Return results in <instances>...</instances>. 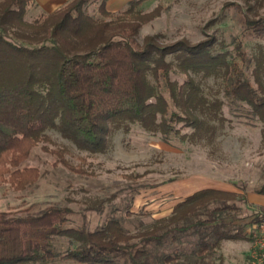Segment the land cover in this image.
Instances as JSON below:
<instances>
[{
    "label": "trees",
    "instance_id": "obj_1",
    "mask_svg": "<svg viewBox=\"0 0 264 264\" xmlns=\"http://www.w3.org/2000/svg\"><path fill=\"white\" fill-rule=\"evenodd\" d=\"M143 1L131 0L114 13L106 0H69L29 22L33 0H0V172H9L15 188L37 180L38 169L21 163L49 140L48 128L95 152L121 124L137 123L165 141L213 134L215 126L200 115L217 119L226 103L231 114L256 118L264 130L262 57H249L237 39L230 54L212 50V40L162 44L148 35L135 45L141 26L160 13V7L139 11ZM94 2L101 17L87 11ZM243 30L264 38V19L245 15ZM173 72L183 81L172 80ZM199 73L221 79L224 103L206 99L192 76ZM185 127L194 130L181 133ZM56 153L67 168L83 172ZM251 192L264 195V183ZM245 200L234 190L201 188L134 233L118 207L93 229L73 226L71 209L61 205L38 214L0 211V264H222L212 259L222 240L253 241L235 223L238 202ZM132 201L133 195L127 217ZM261 222L264 209L248 224Z\"/></svg>",
    "mask_w": 264,
    "mask_h": 264
},
{
    "label": "rangeland",
    "instance_id": "obj_2",
    "mask_svg": "<svg viewBox=\"0 0 264 264\" xmlns=\"http://www.w3.org/2000/svg\"><path fill=\"white\" fill-rule=\"evenodd\" d=\"M97 4L87 5V11L101 17ZM155 7H160V13L141 26L135 45L148 35H157L162 44L212 40V50L230 54L235 40H241L249 57H262L260 76L264 86V38L243 30L245 15L264 19V0H145L137 9L148 12ZM42 14L30 6L25 19L30 22ZM166 59L173 60L170 55ZM170 76L179 83L184 79L175 72ZM192 76L209 102L224 103L221 79L203 78L201 73ZM149 80L153 83L152 78ZM218 116L212 119L200 115L215 126L213 134L177 136L168 141L137 123L121 124L110 128L104 147L95 152L77 147L57 129L48 128L45 133L49 140L38 142L21 163L38 169L34 183L17 189L9 172H0V211L38 214L47 206L61 205L71 209L68 216L73 226L93 229L118 207L116 214L126 217L125 226L134 233L153 219L169 215L175 203L195 190L212 187L244 195L246 200L238 202L235 223L252 235L248 221L253 213L264 209L263 204L249 200L251 190L264 183L263 124L256 118L231 114L226 103ZM193 130L185 127L181 133L190 135ZM57 151L83 172L67 168L59 161ZM152 184L156 186H144ZM132 195L129 210L133 215L127 217L124 209ZM255 252L253 241L224 239L212 259L222 264H253Z\"/></svg>",
    "mask_w": 264,
    "mask_h": 264
},
{
    "label": "crops",
    "instance_id": "obj_3",
    "mask_svg": "<svg viewBox=\"0 0 264 264\" xmlns=\"http://www.w3.org/2000/svg\"><path fill=\"white\" fill-rule=\"evenodd\" d=\"M33 1L34 3L30 4L27 7V9L30 8V6H35V9L38 10V12L45 14L52 12L53 10L61 7L69 0H33ZM129 1L131 0H106L105 6L106 9L110 12H118L125 9ZM263 196L264 195L262 194L253 193L251 194V197H249L250 198L249 200L264 205V201H261Z\"/></svg>",
    "mask_w": 264,
    "mask_h": 264
},
{
    "label": "built area",
    "instance_id": "obj_4",
    "mask_svg": "<svg viewBox=\"0 0 264 264\" xmlns=\"http://www.w3.org/2000/svg\"><path fill=\"white\" fill-rule=\"evenodd\" d=\"M251 231L256 247L255 261L253 264H264V222L252 224Z\"/></svg>",
    "mask_w": 264,
    "mask_h": 264
}]
</instances>
